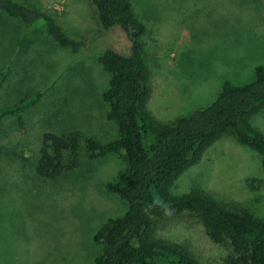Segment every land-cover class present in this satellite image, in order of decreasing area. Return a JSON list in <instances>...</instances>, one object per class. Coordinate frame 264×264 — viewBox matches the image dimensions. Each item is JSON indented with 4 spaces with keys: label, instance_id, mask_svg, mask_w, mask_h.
I'll use <instances>...</instances> for the list:
<instances>
[{
    "label": "rangeland",
    "instance_id": "rangeland-1",
    "mask_svg": "<svg viewBox=\"0 0 264 264\" xmlns=\"http://www.w3.org/2000/svg\"><path fill=\"white\" fill-rule=\"evenodd\" d=\"M14 1L51 15L82 43L75 50L61 47L43 20L25 24L0 10V106L40 94L21 114L0 117V264H95L101 244L94 234L126 210V201L107 188L125 162L117 153L94 159L83 154L78 167L53 179L40 177L34 164L45 133L76 130L99 143L119 137L103 99L110 74L98 58L106 49L128 55L130 41L117 26L102 28L91 0ZM127 1L145 27V108L158 125L208 106L225 82L244 85L256 66L264 68V0ZM249 123L264 135V107ZM193 192L264 220L259 153L227 132L169 188L173 196ZM154 234L202 264H227L231 254L228 240L213 241L192 213L158 220Z\"/></svg>",
    "mask_w": 264,
    "mask_h": 264
},
{
    "label": "trees",
    "instance_id": "trees-1",
    "mask_svg": "<svg viewBox=\"0 0 264 264\" xmlns=\"http://www.w3.org/2000/svg\"><path fill=\"white\" fill-rule=\"evenodd\" d=\"M91 2L102 28L117 26L130 41L128 55L106 49L98 58L110 74L103 99L109 105L106 117L117 124L119 137L99 143L76 130L62 135L45 133L34 169L40 177L53 179L78 167L83 154L94 159L117 153L125 162L118 181L108 182L107 188L126 201V210L121 216L108 218L94 234V240L101 244L95 264H202L176 243L154 234L158 220L185 212L202 219L213 241L228 240L231 254L227 264H264V220L245 209H229L203 192L169 193L173 181L201 152L229 131L259 153L264 170V135L249 123V117L264 107V68L256 66L254 79L244 85L225 82L208 106L172 125H158L145 108L150 88L149 70L141 54L144 25L135 18L127 0ZM0 10L25 24L43 20L61 47L75 50L82 43L69 37L51 15L23 3L0 0ZM39 96L35 92L0 106V117L21 114Z\"/></svg>",
    "mask_w": 264,
    "mask_h": 264
}]
</instances>
